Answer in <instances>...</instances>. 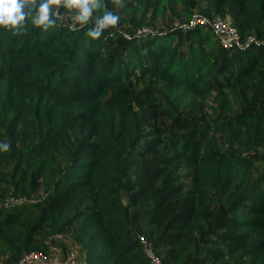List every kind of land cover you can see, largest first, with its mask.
I'll return each instance as SVG.
<instances>
[{
  "label": "trees",
  "instance_id": "1",
  "mask_svg": "<svg viewBox=\"0 0 264 264\" xmlns=\"http://www.w3.org/2000/svg\"><path fill=\"white\" fill-rule=\"evenodd\" d=\"M233 1L240 22L231 49L195 17L194 10L208 14L214 0H121L120 6L105 0L120 16L116 36L107 40L72 30L63 9V19L48 32L30 20L23 35L0 28V144H9L0 150V202L18 195L32 176L43 191L35 204L1 205L0 260L18 264L29 253L49 255L70 235L84 264H155L148 248L159 264H264V170L256 193L234 211L241 217L207 231L202 246L197 214L170 237L167 256L130 223L156 203L144 199L135 209L133 201L139 194L132 187L151 172L143 168L145 154L133 126L146 103V91L136 87L156 78L176 86L179 101L197 93L222 96L248 85L245 78L264 63V43L257 45L264 42V0ZM170 5L181 7L187 25L150 29ZM223 103L218 118L205 122L191 141L180 139L178 150L230 204L235 184L256 163L251 148L264 146V104L226 114L231 108ZM226 227L240 234L221 233ZM240 250H250L246 261L234 257Z\"/></svg>",
  "mask_w": 264,
  "mask_h": 264
},
{
  "label": "rangeland",
  "instance_id": "2",
  "mask_svg": "<svg viewBox=\"0 0 264 264\" xmlns=\"http://www.w3.org/2000/svg\"><path fill=\"white\" fill-rule=\"evenodd\" d=\"M186 2L188 3V0ZM194 13L195 17L198 16L205 21V25L220 20L221 27L224 26L227 31H233L239 35L237 29L240 22L239 10L233 0H214L208 14L201 15L197 10H194ZM147 20H150L149 17ZM186 25L181 7L170 5L164 7L161 15L154 19L150 29L165 32L169 29H182ZM145 30L148 31V29ZM251 39L255 40L253 37ZM263 43L257 42V45ZM262 64L257 74L245 78L249 80L248 85L222 96H217L213 92L197 93L179 101L176 100L179 89L156 78H148L136 87L137 91H146V103L142 110L136 113L133 126L137 130L138 147L145 154L143 168H151V172L141 183L132 187V193L139 194L133 201L135 209L140 207L144 199H151L156 203L154 208L132 217L130 223L135 224L134 231L144 235V241L147 239L152 244L158 242L160 255L171 254L170 237L177 234L181 226L188 223L191 215L197 214L200 218L199 242L202 246L207 231L218 230L223 222L241 217L234 211L238 209L239 204H246L243 202L245 198L256 193L257 179L264 170V146L251 148L249 154L254 155L256 163L249 172L248 178L235 184L237 196L228 204L226 199L221 197L220 191L206 186L200 169L188 157H182L178 144L180 139L185 138L184 143H187L189 142L187 140L191 141L193 136H199L205 122L218 118L216 112L222 105V100L224 106L230 105L231 108L225 110L226 114L262 107L264 63ZM72 135L75 140L82 138V135L77 136L74 133ZM194 178L201 182L194 184ZM40 185L41 180L32 176L20 189L19 194L40 199L43 196ZM221 233L238 235L240 231L234 227H226ZM61 240L66 247V252L62 254L73 252L74 264H81L83 260L79 258L81 246L70 235L62 237ZM222 249L226 251L225 248ZM249 255L250 250H240L234 257L237 260L246 261Z\"/></svg>",
  "mask_w": 264,
  "mask_h": 264
},
{
  "label": "clouds",
  "instance_id": "3",
  "mask_svg": "<svg viewBox=\"0 0 264 264\" xmlns=\"http://www.w3.org/2000/svg\"><path fill=\"white\" fill-rule=\"evenodd\" d=\"M112 3L120 6L121 0ZM62 9L71 16L72 30L86 29V37L93 41L114 38L117 34L120 16L109 10L105 0H0V28L13 35H23L30 20L35 28L48 32L63 19ZM106 31L108 36H104ZM8 149V143L0 144V150Z\"/></svg>",
  "mask_w": 264,
  "mask_h": 264
},
{
  "label": "built area",
  "instance_id": "4",
  "mask_svg": "<svg viewBox=\"0 0 264 264\" xmlns=\"http://www.w3.org/2000/svg\"><path fill=\"white\" fill-rule=\"evenodd\" d=\"M220 20H215L210 23V27L213 31L218 34L221 38V45L224 49H231L233 45L238 42V37L235 32L227 31L226 27H221ZM198 23L204 25L205 21L199 20ZM145 32V30L139 31V33ZM38 199L34 196H24V195H13L9 193L2 201V207L9 208L13 206H21L26 204H35ZM144 243V242H143ZM145 244V243H144ZM148 252V257H150L155 264H159L152 256L150 250ZM75 257L73 252H69L63 255L59 249H54L49 255H44L41 253H29L24 255L18 262V264H74ZM0 264H6L3 260H0Z\"/></svg>",
  "mask_w": 264,
  "mask_h": 264
},
{
  "label": "crops",
  "instance_id": "5",
  "mask_svg": "<svg viewBox=\"0 0 264 264\" xmlns=\"http://www.w3.org/2000/svg\"><path fill=\"white\" fill-rule=\"evenodd\" d=\"M67 237V236H66ZM62 243L64 244V242L62 241ZM60 251H62L63 249H66V247H65V244H64V246H63V248H58ZM79 258H83V251H82V249H80V256H79ZM81 264H84L83 263V260H82V263Z\"/></svg>",
  "mask_w": 264,
  "mask_h": 264
}]
</instances>
